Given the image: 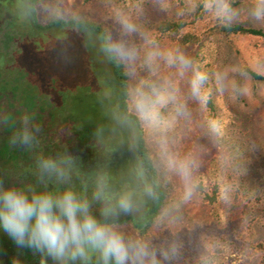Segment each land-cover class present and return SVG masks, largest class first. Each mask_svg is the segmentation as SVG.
Wrapping results in <instances>:
<instances>
[{
    "label": "rangeland",
    "instance_id": "374dc122",
    "mask_svg": "<svg viewBox=\"0 0 264 264\" xmlns=\"http://www.w3.org/2000/svg\"><path fill=\"white\" fill-rule=\"evenodd\" d=\"M230 1L238 4L231 7L229 22L264 34V18L253 15L264 7L260 0H226L227 4ZM23 3L12 0L10 26L0 29V37L13 36L9 50L15 51L9 64L27 74L28 78L23 75L21 79L31 84L35 107L43 111L48 99L51 108L47 106L41 121L62 128L55 136L57 141L68 143L81 136L104 154L110 149V153L127 155L120 145L112 149L116 133L109 119L115 103L99 45L91 35L71 27L34 32ZM91 5L114 23L145 13L188 21L196 9L198 13L206 9L205 0H45L43 9L57 7L66 17ZM204 24L194 18L189 26ZM183 55L191 61L190 68L165 69L155 76V85L169 87L174 93L181 114L172 103L158 106L159 122L147 125L137 116L132 94L128 101L145 140L161 155L158 168L170 182L173 204L164 205L148 229V238L128 226L127 241L148 244L157 251L160 264H264V83L241 69L245 64L264 76V36L239 35L226 41L212 34ZM194 70L206 76L199 99L191 92ZM17 71L10 73L15 79L19 78ZM130 178L127 197L132 209L128 214L136 219L145 189L135 169ZM258 243L263 247L254 250L248 246ZM161 248L169 251L168 259L159 255ZM88 252L81 260L70 258L71 264H103L98 252ZM14 256L15 261L21 258L18 252Z\"/></svg>",
    "mask_w": 264,
    "mask_h": 264
},
{
    "label": "trees",
    "instance_id": "16d2710c",
    "mask_svg": "<svg viewBox=\"0 0 264 264\" xmlns=\"http://www.w3.org/2000/svg\"><path fill=\"white\" fill-rule=\"evenodd\" d=\"M45 0H24L25 10L34 32L49 30L52 28L66 26L74 30L91 35L99 45L102 58L106 61L109 72V85L113 93L115 110L110 114L109 124L116 133V139L112 143V149L122 146L124 154H129L134 169L142 177L144 193L139 205H143L141 213L136 219L132 215L115 220L114 223L121 224L116 227L119 234L128 240V226H133L139 235L148 238V229L158 220V216L164 205L173 204V195L170 182L160 173L158 168L161 162V155L157 153L156 146H149L144 138L138 118L129 112V98L137 90L148 93L152 85H155V76L162 70L182 68L179 63H170L167 59L169 53H181L196 48L203 41V38L216 34L226 41H231L233 36L251 35L264 36L259 29H254L238 23H231L219 16H212L207 9L198 13L196 9L187 18L182 17H161L142 14L137 18L129 19L128 22L134 27V31H127L122 21L116 23L106 21L99 15L97 8L87 6L80 11L69 13L66 17L60 14V10L54 7L50 11L43 8ZM12 0H0V29L10 26L8 17ZM237 1L229 2L233 7ZM149 13V12H148ZM214 15V13H213ZM194 18L204 20L201 26H189L194 23ZM9 19V20H8ZM14 40L11 34H4L0 42L8 44ZM110 43H122L126 49L131 50L134 56L131 59L120 60L107 51ZM8 46L0 47V50ZM241 69L254 81L264 83V76L250 70L245 64ZM208 104V102H207ZM113 115V116H111ZM128 131L125 134V130ZM118 131L120 135H118ZM112 145V144H111ZM120 145V146H119ZM7 152L6 141L1 142L0 153ZM145 196V197H144ZM165 240L167 238L165 237ZM250 249L262 248L263 243L255 246L248 245ZM35 248L19 246L11 240L7 234L0 229V264H23L24 260H30L28 252ZM18 252L21 258L15 261L13 255ZM90 254V252H87ZM24 259V260H23ZM25 260V261H26ZM90 260V259H89ZM92 261V259H91ZM111 264V262H109Z\"/></svg>",
    "mask_w": 264,
    "mask_h": 264
},
{
    "label": "flooded vegetation",
    "instance_id": "af4514ba",
    "mask_svg": "<svg viewBox=\"0 0 264 264\" xmlns=\"http://www.w3.org/2000/svg\"><path fill=\"white\" fill-rule=\"evenodd\" d=\"M11 44L13 41L0 42V47L8 46L0 50V148L4 140L7 145V152L0 153V191L16 189L29 196L49 193L54 197L71 191L78 201L87 204L89 214L97 221L118 227L121 224L114 223L115 220L131 216L121 212L118 206L119 199L130 190L129 154L110 153V149L104 154L81 136L68 143L57 141L55 136L60 135L62 128L49 127L39 118L47 106L51 108L48 99L45 96L47 104L43 111L38 110L32 99L31 84L21 79L27 74L9 64L15 51L9 50ZM16 71L18 79L10 74ZM42 160H55L58 170H44ZM123 169H126L125 176L120 174ZM27 254L31 258L23 264H46L50 260L46 251L34 249Z\"/></svg>",
    "mask_w": 264,
    "mask_h": 264
},
{
    "label": "clouds",
    "instance_id": "9594fccd",
    "mask_svg": "<svg viewBox=\"0 0 264 264\" xmlns=\"http://www.w3.org/2000/svg\"><path fill=\"white\" fill-rule=\"evenodd\" d=\"M260 2L264 5V0ZM205 7L226 21L232 19V9L226 0H205ZM253 15L256 19L264 18V7H258ZM122 24L125 30L134 31L128 21H122ZM107 51L120 60L134 56L122 43H110ZM167 59L170 63L178 62L184 69L191 67V61L179 52L169 53ZM205 80L204 73L193 71L190 85L194 98L201 97ZM133 103L138 118L147 125L159 122L158 106L172 103L177 113H182V106L176 102L174 93L162 85H152L148 93L137 90L133 95ZM41 167L46 171L58 170L55 160H42ZM182 174L186 175V172L182 170ZM118 206L121 212L129 213L132 209L130 198L122 196ZM0 229L16 245L46 251L58 264H66L68 258H84L88 250L98 252L103 264H160L155 249L141 241H126L111 226L97 221L89 214L87 204L78 201L71 191H65L59 197L49 193H33L29 196L16 189L0 191ZM159 255L166 260L169 251L161 248Z\"/></svg>",
    "mask_w": 264,
    "mask_h": 264
},
{
    "label": "water",
    "instance_id": "95a60500",
    "mask_svg": "<svg viewBox=\"0 0 264 264\" xmlns=\"http://www.w3.org/2000/svg\"><path fill=\"white\" fill-rule=\"evenodd\" d=\"M46 264H58V262L57 261H54L51 257H50V260H49V262L48 263H46ZM66 264H70V262H69V260L67 259V261H66Z\"/></svg>",
    "mask_w": 264,
    "mask_h": 264
}]
</instances>
